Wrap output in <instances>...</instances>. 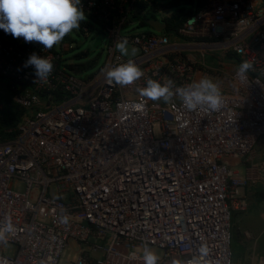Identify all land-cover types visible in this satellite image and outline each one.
Here are the masks:
<instances>
[{
  "label": "built area",
  "instance_id": "2783aa9c",
  "mask_svg": "<svg viewBox=\"0 0 264 264\" xmlns=\"http://www.w3.org/2000/svg\"><path fill=\"white\" fill-rule=\"evenodd\" d=\"M80 7L105 35V60L92 75L76 76L84 67L64 62L68 45L44 49L0 29V77L22 110L0 141V222L11 217L16 228L7 243L14 254L0 244V260L60 264L67 249L69 264H143L142 252L136 260L129 253L147 244L158 264H233L231 215L249 209L247 190L264 192V0H205L176 28L155 0ZM134 20L164 30L124 32ZM93 29L80 23L86 37ZM124 39L135 55L116 50ZM33 53L53 64L46 81L25 67ZM129 59L144 75L110 84L105 69ZM243 61L252 68L241 81ZM204 78L219 87L218 111L138 92L148 79L172 80L175 92Z\"/></svg>",
  "mask_w": 264,
  "mask_h": 264
},
{
  "label": "clouds",
  "instance_id": "9594fccd",
  "mask_svg": "<svg viewBox=\"0 0 264 264\" xmlns=\"http://www.w3.org/2000/svg\"><path fill=\"white\" fill-rule=\"evenodd\" d=\"M81 0H0V29L14 38H23L25 42H38L44 49H52L72 30L80 27V22L85 19V14L80 7ZM128 41L126 39L116 43L115 47L122 56L129 55ZM135 50H132V54ZM33 66L35 75L39 81H46L53 70V64L46 58L33 53L26 61L25 67ZM252 65L243 61L238 66L237 77L243 81L247 79V72ZM144 73L129 59L117 67L105 69V77L111 84L121 87L132 85L140 79ZM174 83L168 80L163 86L152 79L147 80V86L139 88L141 97L150 101L162 100L165 104L170 103L173 96L177 95L188 110H196L206 106L212 111H218L222 107V98L219 87L211 79L204 78L199 82L186 87H177L173 92ZM67 217L62 223H67ZM16 233V228L7 217L0 222V244L7 245L9 238ZM137 252H142L139 257L143 264H158L160 257L157 253L144 244L142 249H136L129 253L131 260H136ZM201 257H207L208 249H199ZM0 264L7 261L0 260ZM174 264H180L176 261ZM189 264H200L199 259H193Z\"/></svg>",
  "mask_w": 264,
  "mask_h": 264
},
{
  "label": "rangeland",
  "instance_id": "374dc122",
  "mask_svg": "<svg viewBox=\"0 0 264 264\" xmlns=\"http://www.w3.org/2000/svg\"><path fill=\"white\" fill-rule=\"evenodd\" d=\"M196 1V0H192ZM155 4L159 7L162 14L169 15L170 13H174L181 7L187 8V5L185 4H179L176 3V0H155ZM157 19H159V16L157 15ZM90 22L91 25L95 29L91 31V34L89 36H85L84 33L80 31V27L78 29L72 30L69 34H67L63 40L60 42V44H65L70 47L69 51L62 53V58L64 59V62L68 65L72 66H83L84 69L77 73L76 76L84 77L86 75H92L95 73L99 67L102 65V63L105 60V49L104 47L98 46L94 47V43L96 39L101 38L105 40V35L100 30V27L91 22L87 16H85V19L82 20L80 23ZM129 31L130 33L139 34L142 32H151L155 34L157 33L155 30L150 28L148 25H139L137 20H134L132 24L124 28V32ZM129 48V55L127 57H131L136 54V49L133 48L130 45H127ZM135 50V53L132 54V50ZM117 50V49H116ZM211 61L210 57L207 55L206 62L209 63ZM13 94V91L10 88V85L8 81L5 78L0 77V96H4L7 99H11V96ZM264 192H255L256 197H260L259 194H262ZM256 200V199H255ZM264 207V202H257L254 203L252 208L249 210V212L245 213H238L233 212L231 215V241H230V249L232 254V263L233 264H249L251 263L250 260H247V257L250 255L251 251L253 250L252 245L250 246L249 253L246 251V248H244L240 244V237L238 233V229L243 226V218L244 215L248 214H254L253 218H256L260 214V208ZM262 240L257 243V246L255 247V257L258 259L259 257L264 258V247H261ZM15 246L13 244H7L4 249V255L7 257H11L14 254ZM155 251V250H154ZM157 255L159 254L158 251H155ZM71 251L65 249L64 252L61 255L60 258V264H69L67 262L68 259L72 258ZM256 259V261H257ZM264 264V263H263Z\"/></svg>",
  "mask_w": 264,
  "mask_h": 264
},
{
  "label": "trees",
  "instance_id": "16d2710c",
  "mask_svg": "<svg viewBox=\"0 0 264 264\" xmlns=\"http://www.w3.org/2000/svg\"><path fill=\"white\" fill-rule=\"evenodd\" d=\"M205 0H196L193 5V9H186L181 7L174 13H172L169 19L170 28H176L182 21L189 17L195 10H198ZM186 3L192 4V0H187ZM22 110L16 106L11 99H7L4 96H0V141L5 140L14 134V130L17 127ZM260 198H264V193L259 194Z\"/></svg>",
  "mask_w": 264,
  "mask_h": 264
},
{
  "label": "crops",
  "instance_id": "0c3cea01",
  "mask_svg": "<svg viewBox=\"0 0 264 264\" xmlns=\"http://www.w3.org/2000/svg\"><path fill=\"white\" fill-rule=\"evenodd\" d=\"M186 2L187 0L185 1V5L189 4ZM192 2H193L192 4L187 5L186 9H193V5L196 3V1L195 2L192 1ZM255 192L257 191H254V189L252 190L249 189L245 192V194L247 195L246 198L249 202V209L246 211V213L249 212V210L252 208L254 203L260 201L264 202V198L256 197ZM260 209H261L259 211L260 214L256 218L251 217L254 214L244 215L243 226L238 229L240 244L244 248H246V251H248L247 253H249L250 246L252 245L253 247V250L251 251L250 255L247 257L246 261L252 259L250 260L251 262H256L257 258L255 257V247L257 246L258 242L262 240L261 247H264V207ZM238 213H245V212H238ZM246 233H248L250 237H247Z\"/></svg>",
  "mask_w": 264,
  "mask_h": 264
},
{
  "label": "water",
  "instance_id": "95a60500",
  "mask_svg": "<svg viewBox=\"0 0 264 264\" xmlns=\"http://www.w3.org/2000/svg\"><path fill=\"white\" fill-rule=\"evenodd\" d=\"M186 0H176V3L179 4H185ZM146 24L152 28L153 30H155L156 32H160L162 30H164V25L157 22V21H153V20H148L146 21ZM99 46V39H96L95 43H94V47H98Z\"/></svg>",
  "mask_w": 264,
  "mask_h": 264
}]
</instances>
